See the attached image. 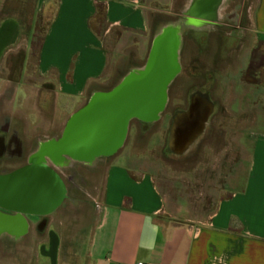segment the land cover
Returning a JSON list of instances; mask_svg holds the SVG:
<instances>
[{"label":"crops","instance_id":"0c3cea01","mask_svg":"<svg viewBox=\"0 0 264 264\" xmlns=\"http://www.w3.org/2000/svg\"><path fill=\"white\" fill-rule=\"evenodd\" d=\"M201 1L209 0H36V17L52 19L35 57L36 25L29 31L15 14L4 15L5 0H0V128L12 127L24 146L58 139L69 118L94 93L107 91L130 70L143 66L147 60L141 62L144 51L147 49L148 57L161 29L188 18ZM233 1L224 0L218 16L230 14L231 21L197 19L206 25L184 32L191 42L187 45L182 40L180 52V75L185 72L188 80L196 81L200 80L195 75L200 58L192 51L194 39L209 38L216 52L210 62H202L210 65L206 71L211 85L204 89L215 112L200 144L205 150L213 149L207 155L211 164L201 165L205 154L197 151L199 144L194 152L178 159L182 187L177 188L168 181L172 178L162 174L161 165L137 168L128 165L129 160L126 166L113 158L104 170L103 191L100 202H95L89 237L74 255L83 264H264V100L247 105L249 92L244 94L242 107L231 108L230 102L236 101L233 91L228 92V103L220 99L225 93L220 80L228 79L234 57L247 46L252 56L254 50L264 51V0H249L248 4L244 0L232 10L229 4ZM99 6L105 9L103 37L93 29ZM173 8H179L178 13H172ZM172 15L177 21H172ZM244 17L248 23L241 26L238 19ZM116 32L123 34L119 37ZM106 37L116 38L112 54L105 49ZM220 38L226 44L221 54ZM124 47L133 53L135 62L130 63L128 53L120 55L119 49ZM21 55L19 78L12 79L13 60ZM219 55L222 63L215 68L213 61ZM118 62L128 68L117 69ZM112 80L115 83L108 87ZM241 81L250 85L244 76ZM193 87L201 86L190 83L186 100ZM170 96L168 91V99ZM219 114L222 119L217 121ZM254 126L258 127L256 133L250 131ZM164 129L167 138L170 124L151 131L141 129L145 137L136 129L133 147H154L149 136ZM167 143L166 139V148ZM137 154L138 159H145L141 158L143 152ZM193 161H197L195 165ZM194 182L196 201L182 195ZM49 244L46 239V256L44 247ZM52 258L59 263V253H52Z\"/></svg>","mask_w":264,"mask_h":264},{"label":"water","instance_id":"95a60500","mask_svg":"<svg viewBox=\"0 0 264 264\" xmlns=\"http://www.w3.org/2000/svg\"><path fill=\"white\" fill-rule=\"evenodd\" d=\"M224 0L201 1L182 21L155 36L146 63L128 72L112 89L94 93L68 120L61 136L42 143L29 164L0 177V204L29 214L45 211L46 202L58 204L65 188L53 168L74 164L94 166L116 155L124 146L131 123H154L168 102V91L181 72L180 52L186 30L205 26L197 19L217 20ZM215 108L198 95L173 120L167 146L180 159L195 151L208 132ZM49 161L48 166L43 162Z\"/></svg>","mask_w":264,"mask_h":264},{"label":"rangeland","instance_id":"374dc122","mask_svg":"<svg viewBox=\"0 0 264 264\" xmlns=\"http://www.w3.org/2000/svg\"><path fill=\"white\" fill-rule=\"evenodd\" d=\"M236 2V3H234ZM239 2V3H238ZM244 0H234L232 4H229L230 9H235L237 5L243 4ZM246 4H248L249 0H245ZM157 4V3H155ZM179 8H173L172 13H178ZM52 19V16H37L34 18L29 17L27 26L32 29L33 25L39 24L40 30L44 32L45 28L47 27V24L50 22ZM173 21H177V17L172 15ZM244 23L243 25H246V22L248 23V20L246 17L243 18ZM225 23H228V21H225ZM97 28L103 33V31L106 30V25L105 23H99L96 24ZM241 25V26H243ZM36 32V31H35ZM116 36L118 35L119 37L123 34L122 32H116ZM221 39V38H220ZM195 45H191L193 54L195 56H198L200 58V61H198L199 66H198V72L195 75L200 76V80H188L186 73L184 72L182 75H180L176 81L174 82L172 89H171V96H170V106L171 109H173L176 105H183L185 106L187 103V98H186V90L187 86L192 83L193 85L201 86L202 88L204 87H209L211 85L210 78L208 75V70L210 65L208 66H203L202 62L204 59H208L210 62V56L215 54V50L212 47V44L210 42V39L202 40L200 38H195ZM116 38L113 37H106L105 38V49L107 50L108 53L112 54L113 51L116 50ZM189 42H191L190 37L185 38V44L189 45ZM226 44L222 42L221 39V44H220V53L222 50L225 49ZM119 53L121 56L126 55L127 53L129 54V61L130 63H133L136 61L135 56L133 53L126 49V47L119 49ZM256 51V50H254ZM253 51V53H254ZM259 51V49H257ZM221 55L215 57L213 67H217L219 63H222L221 60ZM144 60L141 62H144L145 59H147V49L144 51ZM252 53L250 48L247 46L245 49H242L241 52L234 57V67L232 70L226 75L228 79L226 80H220L221 82V91L225 92L223 96H221V100L225 103H228L230 101V98L228 97V92L233 91L235 94L236 99L235 102H230L231 103V108H239L243 106V101H244V94H249L251 92L250 97L247 96L245 98V102L248 105V102H256L260 103L261 101L264 100V51H261L258 53L257 57L253 59V66L250 68L249 62L252 60ZM202 59V60H201ZM119 61V60H118ZM211 64V63H209ZM13 65V64H12ZM220 65L219 67H221ZM116 68H120L122 70H126L128 68V64H116ZM137 69V68H135ZM134 70V68L132 69ZM130 70V71H132ZM30 71L31 73H34L35 67L32 64L30 66ZM129 71V72H130ZM118 75V74H117ZM245 77V80L249 83L250 85H244L242 83L241 79L242 77ZM115 81H109L108 87H112ZM118 83V82H117ZM200 87V88H201ZM110 89V88H109ZM231 89V90H230ZM222 114H219L217 118H215L217 121H220ZM260 118V115H258ZM262 118V117H261ZM227 115L224 113L223 114V120L227 121ZM170 111L166 112L163 116V121L161 124H164V126H167L170 124ZM250 130V129H249ZM252 133H256L258 131V127H252L250 130ZM166 130L162 131L161 134L159 135H150L149 136V143L155 142V146H149L148 145H143V146H137L133 147V137L136 136V128L135 125L130 128V133H129V138L126 146L119 152V155L117 157H114L115 163H119L121 165H126L129 164L131 167H137V168H148L152 169V167L159 166L161 165V172L162 174L166 173L168 178H172L173 181L168 179V181L173 182V185L176 186L177 188H181V183L180 181L182 180L180 177V161L173 160V158H169L165 155L166 151ZM211 139V138H210ZM53 139L50 140H37L35 142V145L39 147L42 143L52 141ZM211 140H208L206 142L210 143ZM205 142V143H206ZM204 143V144H205ZM152 145V144H150ZM34 146L32 145H27L25 146L27 152L31 150V148ZM197 151H200L201 153L205 154V160L200 159L201 165L205 164H211L210 157L207 155H210V153L213 151V149H203L201 147V144L197 148ZM141 158H145L144 160L138 159V154L137 153H142ZM156 155V156H153ZM156 157L162 158L163 163L160 159H157ZM197 161H193L192 165L196 164ZM50 162L45 161L43 162L44 166H48ZM11 168H17L20 166V164H11L9 165ZM191 170V166H189ZM195 167V166H194ZM86 178L90 180L91 186L88 188V193L90 194L89 200L91 202L88 203V205L80 204L78 208H72L68 203L65 204V208H62L59 210L58 214V219L59 222H61V225L59 226V238L57 239V244L59 247V252L58 250H54L52 252V245L51 243L48 246H45L44 248L48 249V256L40 253L39 257L35 259V263L33 264H57V258H52V253L57 254L59 253V263L58 264H83L82 259L74 256L75 254L79 253L80 250L83 249V243L85 239L89 237V233L92 227V223L95 219L96 216V203L98 204L100 202V196L101 192L103 191V184H104V171L100 170L97 174L90 175L86 171H81ZM193 181V180H192ZM185 188V187H184ZM183 188V190H185ZM188 191L186 193L183 192V196L186 199L196 201L198 200V195L196 193V184L195 182L192 184L191 188L187 189ZM96 201V203L94 202ZM65 211V212H64ZM56 216V215H55ZM48 231H51L53 228L52 226L48 227ZM29 243L30 247L28 248V251L31 252L32 248L34 251L39 250L40 247L36 246V242H38V237L35 234V229H31V235L29 236ZM46 241V238L44 239V243ZM55 245V243H54ZM33 246V247H32ZM31 250V251H30ZM56 252V253H55ZM30 254V253H29ZM74 257V258H73Z\"/></svg>","mask_w":264,"mask_h":264},{"label":"flooded vegetation","instance_id":"af4514ba","mask_svg":"<svg viewBox=\"0 0 264 264\" xmlns=\"http://www.w3.org/2000/svg\"><path fill=\"white\" fill-rule=\"evenodd\" d=\"M218 19L222 20L223 22L231 21L232 16L228 14L221 18L218 17ZM238 23L242 25L244 23V19H238ZM187 35V33L183 34V40H185ZM176 79L172 82L169 87V94H171V89ZM205 91L206 90L204 88H191L188 94V100L185 107L177 106L171 109L170 99H168L166 108L158 121L150 124L143 123L140 121H133L131 123L130 128L135 125L136 129L140 128V131L138 130L139 136L145 137L146 133L143 132L141 129L148 127L150 131L153 130L156 126L162 123L164 114L170 111L172 114H170V129L167 133L168 141L169 133L172 128L174 118L189 108V98L191 96L198 95L201 98L210 100L207 96H205ZM209 131L210 129H208V132ZM129 133L123 148L128 142ZM37 149V145L34 144L31 150L27 152L25 146L21 144L20 140L17 138L15 130L12 127L8 125H4L3 127H1L0 177H6L14 173L15 171H18L23 167L27 166L29 164L30 158L36 152ZM169 151L173 156L172 151L170 149ZM119 152L117 154H119ZM116 155L107 158H102L98 160V162L94 166L74 164L63 168H53V170L59 176L63 183V186L65 188V196L58 204L46 202L44 204L46 206L45 211L37 212L35 214H29L24 211H14L6 209L0 204V264L35 263L34 261L36 258L39 257V254H43V244L45 238L48 239L51 243L53 252L54 250L59 251L58 245L56 247L57 239L59 238V226L61 225V222H59L58 219L59 210L65 208L66 203H68L72 208H78L80 204L88 205V203L91 202L89 200L90 194L87 191L88 188L91 186V182L81 171H86L90 175L97 174L100 170L104 171L109 162ZM17 163L20 164V166L17 168H11L9 166L11 164ZM94 202L96 201L94 200ZM49 226H52L53 228L51 231H48ZM32 228L35 229V234L38 237V242H36V246L40 247V249L34 251L32 248V251L30 250L31 252H29L28 248L30 247V243L28 242V238L31 235Z\"/></svg>","mask_w":264,"mask_h":264},{"label":"trees","instance_id":"16d2710c","mask_svg":"<svg viewBox=\"0 0 264 264\" xmlns=\"http://www.w3.org/2000/svg\"><path fill=\"white\" fill-rule=\"evenodd\" d=\"M35 3L36 0H5V7L3 9V14L4 15H9V14H15L22 22L23 26L30 31V27L27 26L28 18H34L35 15ZM99 23H105V9L103 6H99L97 10V19L96 23L93 24V29L101 36H104L105 31L101 33V31L97 28L96 24ZM50 25V22L47 24V27L45 28L44 32L40 30L39 24L36 25V32L34 36V44H33V52L34 56L39 53L41 49L42 42L45 38L46 31ZM259 51H254L252 60H251V65L250 68L253 66V59H255L258 55ZM23 63V56H19L18 58L13 60V66H12V79H18L20 72H21V67ZM249 82V81H248ZM205 96L209 98V93L205 91ZM165 155L169 158H173L171 155L170 151L168 148H166Z\"/></svg>","mask_w":264,"mask_h":264},{"label":"bare ground","instance_id":"6f19581e","mask_svg":"<svg viewBox=\"0 0 264 264\" xmlns=\"http://www.w3.org/2000/svg\"><path fill=\"white\" fill-rule=\"evenodd\" d=\"M226 6V5H225ZM65 212V211H64Z\"/></svg>","mask_w":264,"mask_h":264}]
</instances>
